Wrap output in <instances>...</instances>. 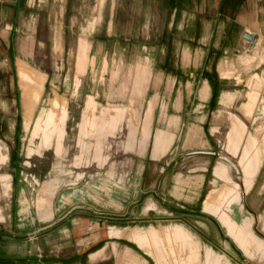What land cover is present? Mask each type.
Wrapping results in <instances>:
<instances>
[{
	"label": "rangeland",
	"instance_id": "1",
	"mask_svg": "<svg viewBox=\"0 0 264 264\" xmlns=\"http://www.w3.org/2000/svg\"><path fill=\"white\" fill-rule=\"evenodd\" d=\"M14 1L0 0L3 233L31 227L17 216L41 226L63 190L100 193L107 171L122 162L106 158L115 150L111 139H149L150 109L166 105L171 90H184L186 72L209 68L203 45H219L222 35L198 22L210 23L220 0H64L62 16L60 1H18L16 10ZM238 44L218 65L224 88L237 92L226 102H235L217 113L221 127L205 130L214 139H242L234 157L223 142L219 152L232 173L225 185L231 202L243 204L242 192L251 189L247 213L236 223L221 213L222 227L193 223L203 244L193 239L192 255L184 241L153 239L148 230L139 248L122 243L114 264H264V26ZM20 64L37 79L38 96L21 94Z\"/></svg>",
	"mask_w": 264,
	"mask_h": 264
},
{
	"label": "crops",
	"instance_id": "2",
	"mask_svg": "<svg viewBox=\"0 0 264 264\" xmlns=\"http://www.w3.org/2000/svg\"><path fill=\"white\" fill-rule=\"evenodd\" d=\"M18 1L29 6L34 0H15L14 10ZM56 1L62 4V16L64 0ZM216 10L210 23L198 20L201 27L209 24L222 33L219 45H203L209 68L186 72L184 90H171L166 105L150 109L149 139H111L115 150L106 158H120L121 166L107 171L108 180L95 196L74 189L59 192L38 221L41 226L30 223L28 215L15 217L20 225L31 227L0 232V264H114L121 244L139 248L148 230L159 234H153V239L168 235V239L184 241L185 254L192 255V240L203 244L200 236L193 235V223L208 227L214 220L222 227L221 213H229L232 222L242 221L251 189L242 192L243 204L231 202L234 195L225 185L232 173L219 152L223 142L227 155L234 157L242 139H214L205 129L221 127L217 113L235 102L234 97L226 102L237 92L224 88L218 65L226 63L244 34L264 26V0H220ZM18 78L22 95H39L37 79L23 64ZM173 79L176 83V76ZM39 230V237L34 236Z\"/></svg>",
	"mask_w": 264,
	"mask_h": 264
},
{
	"label": "built area",
	"instance_id": "3",
	"mask_svg": "<svg viewBox=\"0 0 264 264\" xmlns=\"http://www.w3.org/2000/svg\"><path fill=\"white\" fill-rule=\"evenodd\" d=\"M249 43H251V40L249 41Z\"/></svg>",
	"mask_w": 264,
	"mask_h": 264
}]
</instances>
